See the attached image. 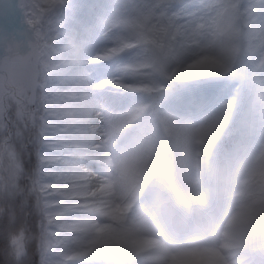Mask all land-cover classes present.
Masks as SVG:
<instances>
[{"label":"rangeland","instance_id":"1","mask_svg":"<svg viewBox=\"0 0 264 264\" xmlns=\"http://www.w3.org/2000/svg\"><path fill=\"white\" fill-rule=\"evenodd\" d=\"M224 6L231 8V17L227 20L222 19ZM250 11L253 12L251 27L247 22ZM28 12L39 35L40 58L35 66L34 81L30 75L24 76V66L16 60L0 63L3 70L0 71V133L11 135L19 124L35 127L45 108L48 116L57 84L51 78L58 68L71 67L76 58L80 83L61 93L64 102L61 105L79 101L77 104L83 106L82 114L87 115L84 118L90 119L87 124L89 132L85 134L95 136L92 143L91 139L83 137L84 132H74V125L67 122L68 118L63 119V124L73 130L70 138L85 141L75 142V151L82 158H77V171L67 178V181L74 182L75 189L83 185L77 199L83 204L72 209L77 211L71 220L59 224L55 223L61 216L52 213L54 209L50 208L52 198L47 207L42 202L36 206L40 214L45 215L40 234L39 264H96L94 259H100L94 257L98 248L86 244L92 237L70 225L83 221L82 218L93 223L95 218L88 213H105L101 209L105 205L100 204L98 197L109 196L110 192L123 210L126 209L127 218L142 227L141 234L146 238L153 239L154 235L149 231L155 229L159 232L157 237L161 233L176 236L178 231L184 237H190L184 233L186 229L190 231L185 225V217L178 220L168 210L169 206L156 204L167 198L171 183L166 182L164 187L154 185L153 189L150 184L156 182L158 176L167 177L168 181L171 170H175L181 184L192 189L188 171L192 170L190 164L194 165L196 159L200 166L201 161L209 162L203 170L212 168L214 173L216 165L219 176L220 163L226 160L232 149L248 139L255 140L257 145L264 144V0H30ZM226 48L236 54L223 71L227 74L226 80H215L211 72L201 69L192 77L186 76L189 67L207 53H211L212 58L217 57ZM253 54L257 60L251 61ZM240 77L252 81L245 82L228 141L216 146L208 158L209 145L214 144L219 127L224 124L221 119L229 113L223 101L239 84ZM105 81L110 85L104 92L105 98L100 99L98 87ZM96 99L109 104L103 122L102 117L96 116L98 113L91 114L84 108ZM192 99L194 103L191 105L185 103V100ZM190 106L197 114H202V125L187 120L184 112ZM70 110L72 116L78 114ZM103 145H107L114 160L120 161V176L116 178L98 158L99 148ZM260 160L264 170V154ZM88 162L92 170L88 167L80 169ZM134 165L140 166V171L135 173ZM241 167L242 173L248 171V167ZM160 168V174L145 175ZM91 171L98 179L94 190L85 187L89 178L86 173ZM11 173L12 169L6 167L5 183L11 182ZM232 173L225 171L221 174L227 198L235 197ZM263 181L264 177L258 183ZM125 185L131 196L143 197L141 210L131 206ZM191 185L208 195L211 201L217 198L216 194L209 195L203 184ZM175 195L181 197L171 190L170 198L176 199ZM260 201L264 202V196ZM185 205L187 207L186 202ZM215 207L216 202L210 208L207 205L204 211L187 208L194 214L206 213L213 219L211 213ZM115 208L113 206L112 210ZM133 210L139 214L128 215ZM152 210L153 217L150 215ZM174 212L176 216L180 215L176 210ZM66 215L68 218L69 214ZM195 219L197 225H193V229L204 230V218L196 215ZM97 220L102 229L107 228L103 231L105 242L111 243V238L116 237L111 229L121 230V224L102 218ZM262 230L258 240L264 242V221ZM207 249L209 255L210 245ZM72 256L74 259L69 260ZM176 260L181 262L176 264H185L186 261L179 255L174 256Z\"/></svg>","mask_w":264,"mask_h":264},{"label":"bare ground","instance_id":"2","mask_svg":"<svg viewBox=\"0 0 264 264\" xmlns=\"http://www.w3.org/2000/svg\"><path fill=\"white\" fill-rule=\"evenodd\" d=\"M8 3L9 5L6 6L3 11L4 19L0 18V63L4 61V59L9 60L15 57L18 60L17 62L24 66V73H23L24 76L28 77V75H30L31 80L34 81V76L36 72L35 66L37 64V60L35 59L36 54L34 53V47L37 46V42L34 45H32L31 43L30 37H33L32 35L34 34L31 28L32 26L27 25L26 27H23L22 29L18 30L13 24H6V20L12 19L14 16L13 14L16 10L15 0H8ZM230 11H231L230 7L224 6V9L222 11L223 20L225 19L227 20L229 17H231ZM252 14L253 12L250 11V14L248 15V19H247L249 27H251L250 25H252ZM6 28L8 29V31L6 30ZM260 53L263 52H258V54ZM211 56H212L211 53H207L202 59H200L198 63H196L194 66H190L189 72L186 73V76L192 77L200 69L201 71H209L214 74L218 72H223L229 60H231V57H233V59L236 58L235 57L236 55L232 53V50L230 48H226V51L223 54H217V57L214 56L212 58ZM255 57L256 56L253 54L250 60L251 61L257 60L255 59ZM75 60L76 58H74L71 67L64 66L63 68H58L56 74L53 75V77L51 78V80L53 79V81H56L57 84L54 87L55 98L52 101V103L49 105L48 116L55 118L56 120L62 123L64 122L63 119L68 118L69 121L67 122L72 123L74 125L72 127L74 128L75 133H77V131L81 133L84 132L83 137L91 139L92 143H94L95 136L93 134L91 135L85 134L86 132H89L87 130L88 128L87 124H89L90 119H88L87 121L84 118L87 115L82 114L83 106L80 105V103L77 104V102L79 101L74 100V103L72 101V104L70 105H64V106L61 105L64 103L61 93L65 92L66 90L73 89L74 87H76L77 84L80 83L78 81L79 74L76 69ZM103 69H106V67H103ZM0 70H2L1 66H0ZM109 85L110 84L107 81L101 83V86L98 87L99 88L98 93H101V95L98 98L100 99L105 98L104 92H106L107 87ZM237 100L238 99H236L235 104L237 103ZM108 105L109 104H103L101 101L96 99L94 101H91L89 104H86L84 108H86L85 109L86 112L91 111V114L98 113V115L96 116L102 117V122H103L104 116L106 115L107 112ZM70 109H72L74 113H78V114L72 116V114H70L71 112ZM105 129L108 130L109 128H105ZM71 137L73 136L71 135ZM72 142H74V146L77 145L75 142L85 143V141H78V140H72ZM99 150L101 151V153H99L98 158L105 165L109 167V172L115 177L120 176L119 166H118L120 161L114 160L111 157V154H108L107 145H103V147L99 148ZM97 154L98 153H96V155ZM78 158H82V157L78 156ZM85 160L86 159H84L83 161ZM86 167L92 170V165L89 162L87 166L83 165L80 167V169L83 168L85 169ZM86 174L89 176V178L88 180H86L88 181V184H86L85 187L88 190H94L97 186L98 179L97 177L94 176V173L92 171L87 172ZM68 177L70 178V175ZM126 185H125V191H126L125 193L131 197L130 200L131 206H134L135 208L138 209L141 208L142 204L140 203H144L143 197L131 196L129 191H127L126 189ZM154 185L155 182H152L150 184L151 189H153ZM74 187H75L74 182H69V181L57 186L56 190L59 193L58 198L53 200V204L50 205V208L54 209L52 213L61 216L58 218L55 224H59V223H63L64 221L71 220V218H73V216L76 215V211H77L72 209H75L81 206V204H83V203L80 204V202L77 200L79 198L78 195L82 193L83 185H80L78 187L79 189H75ZM176 189L181 191V193L183 194L182 196L183 199H189L187 197H191L190 200H195L196 202L201 201V197L197 195V192L194 191V189L182 190L179 186H176ZM105 195L106 194H104V196L98 197L100 199V204L105 205V208H101L105 213H95V212L88 213L90 217L95 218L93 223L90 222L91 224L87 222L88 218H82L83 221L73 223L70 225L73 227V229H77V228L79 230L81 229L84 232H87L89 237H92V239L88 238V242H86V244L98 248L94 257H100V259H94L95 260L94 262L96 264H119V263L162 264L164 260H172V258H174V255H176L177 252L185 251L184 249H180V248H171L172 245L175 244L185 245L186 242L182 238L165 237V242L162 243V245H158L155 240L143 236L141 234V227H139L137 223H134L129 218H127V214L125 212L126 209L123 210V207H120L121 203L116 199V196L114 194H111V192L109 193V196L105 197ZM65 196L68 197L64 198ZM170 202H172V200H170L169 198H166L164 200L165 205L169 206ZM113 206H116L117 208L112 210ZM133 211H134L133 213H130L131 216L136 212L139 214V211L136 210ZM256 211L257 210L253 209L252 204L249 202L244 205L238 203L237 206H235V211L233 215L231 216V218L228 219V224H231L234 227L233 228L234 232L237 233L238 231L240 233L242 239L251 240L254 237L253 235H251L252 230L254 229L255 226H259L258 223H261L262 220L264 219V215H261ZM66 214H69L68 218L66 217L67 216ZM130 214L128 213V215ZM99 218L121 224V230H118L116 228H114V230L111 229L112 233H114V235L116 236V237L113 236V238H111V243H106L104 240L105 235L103 231L106 230L107 228L102 229L100 227V224L97 220ZM126 220L128 221L126 222ZM206 238L209 239V241L212 244H217L218 242L221 241V238L213 233H211V236L207 235ZM184 254L187 255L186 258L188 260L193 258L191 252ZM68 259L73 260L74 256ZM211 261H214V264H222L221 254L219 251L214 249L211 252L210 260L203 261L198 264H208ZM178 262L179 261H176L175 263Z\"/></svg>","mask_w":264,"mask_h":264},{"label":"snow or ice","instance_id":"3","mask_svg":"<svg viewBox=\"0 0 264 264\" xmlns=\"http://www.w3.org/2000/svg\"><path fill=\"white\" fill-rule=\"evenodd\" d=\"M46 113L45 108L33 128L19 124L11 135L0 133V264H8V248L15 257L26 254L20 214L33 216L34 226L43 230L45 215H34L35 207L58 198L57 186L77 170L73 130ZM6 167L12 169L10 183H5Z\"/></svg>","mask_w":264,"mask_h":264},{"label":"trees","instance_id":"4","mask_svg":"<svg viewBox=\"0 0 264 264\" xmlns=\"http://www.w3.org/2000/svg\"><path fill=\"white\" fill-rule=\"evenodd\" d=\"M5 214H7L6 211ZM34 215L36 216L41 215L37 207H35ZM2 220H3V215H0V221ZM20 220L22 222L20 224V227L26 233L24 235L26 254L20 260H17L13 256V249L12 248L6 249L8 253V264H32L34 257L36 258V264H39V253L41 246L40 245L41 229L38 226H34L35 220L33 216L22 213L20 214ZM12 227L14 230L15 226Z\"/></svg>","mask_w":264,"mask_h":264},{"label":"water","instance_id":"5","mask_svg":"<svg viewBox=\"0 0 264 264\" xmlns=\"http://www.w3.org/2000/svg\"><path fill=\"white\" fill-rule=\"evenodd\" d=\"M224 76L223 75H220V78H223Z\"/></svg>","mask_w":264,"mask_h":264}]
</instances>
